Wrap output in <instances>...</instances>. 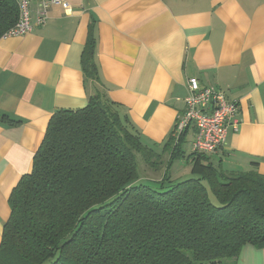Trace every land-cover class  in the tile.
<instances>
[{
	"label": "crops",
	"instance_id": "crops-1",
	"mask_svg": "<svg viewBox=\"0 0 264 264\" xmlns=\"http://www.w3.org/2000/svg\"><path fill=\"white\" fill-rule=\"evenodd\" d=\"M60 1L32 32L0 39V242L10 194L31 171L51 116L98 92L162 153L188 80L222 88L238 102L239 129L210 160L228 171L257 163L264 174V0ZM31 8L35 16L38 2ZM91 33L98 81L82 64ZM186 134L193 145L195 129ZM237 264H264V248L246 244Z\"/></svg>",
	"mask_w": 264,
	"mask_h": 264
},
{
	"label": "trees",
	"instance_id": "trees-1",
	"mask_svg": "<svg viewBox=\"0 0 264 264\" xmlns=\"http://www.w3.org/2000/svg\"><path fill=\"white\" fill-rule=\"evenodd\" d=\"M18 21V1L0 0V39ZM95 44L91 33L82 64L98 81ZM187 130L175 126L161 153L100 92L83 107L58 109L10 194L0 264H237L246 244L264 248L257 163L228 171L193 151L186 158L195 177L172 183ZM138 154L153 172L166 166L160 180L147 177L155 185L141 181Z\"/></svg>",
	"mask_w": 264,
	"mask_h": 264
},
{
	"label": "built area",
	"instance_id": "built-area-1",
	"mask_svg": "<svg viewBox=\"0 0 264 264\" xmlns=\"http://www.w3.org/2000/svg\"><path fill=\"white\" fill-rule=\"evenodd\" d=\"M17 1L19 21L2 38L32 32L35 27L45 23L50 5L62 2L60 0H35L39 8L34 16L31 8L34 0ZM64 5L67 8L70 7L67 2ZM187 90L185 108L177 116V133L181 134L188 128L194 127L196 134L193 151L212 155L225 145L230 130L239 129L238 102L229 99L222 88L212 85L202 86L197 77H191L188 80Z\"/></svg>",
	"mask_w": 264,
	"mask_h": 264
},
{
	"label": "rangeland",
	"instance_id": "rangeland-1",
	"mask_svg": "<svg viewBox=\"0 0 264 264\" xmlns=\"http://www.w3.org/2000/svg\"><path fill=\"white\" fill-rule=\"evenodd\" d=\"M191 138L189 137L186 142L184 143V152L188 155L189 153L192 152V142H191ZM163 160H164V164H166V161L168 160L165 156H163ZM137 164L139 167V172H140V176H141V181L142 182H150L153 183L151 181H147V177L151 176L150 179H155V178H162L166 169L165 167H162L160 170H158L157 172H153L152 170L149 169V167H147V165L145 164V161L142 157V155L138 154L137 156ZM191 177H195V175L192 173V164L189 161H186L183 158H179V159H175L173 161V165L171 168V180L172 183L174 182H179ZM166 184H168V181H166ZM153 185H155V183H153ZM211 199L214 202H217L216 198L214 197V195H211ZM188 254L190 255V253L188 252ZM230 260V259H229ZM229 260H225V263L227 262V264H229Z\"/></svg>",
	"mask_w": 264,
	"mask_h": 264
}]
</instances>
